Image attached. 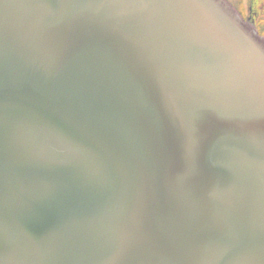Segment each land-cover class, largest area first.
Returning a JSON list of instances; mask_svg holds the SVG:
<instances>
[{
	"label": "water",
	"instance_id": "water-1",
	"mask_svg": "<svg viewBox=\"0 0 264 264\" xmlns=\"http://www.w3.org/2000/svg\"><path fill=\"white\" fill-rule=\"evenodd\" d=\"M0 264H264V41L225 0H0Z\"/></svg>",
	"mask_w": 264,
	"mask_h": 264
},
{
	"label": "flooded vegetation",
	"instance_id": "flooded-vegetation-1",
	"mask_svg": "<svg viewBox=\"0 0 264 264\" xmlns=\"http://www.w3.org/2000/svg\"><path fill=\"white\" fill-rule=\"evenodd\" d=\"M264 41V0H226Z\"/></svg>",
	"mask_w": 264,
	"mask_h": 264
},
{
	"label": "snow or ice",
	"instance_id": "snow-or-ice-1",
	"mask_svg": "<svg viewBox=\"0 0 264 264\" xmlns=\"http://www.w3.org/2000/svg\"><path fill=\"white\" fill-rule=\"evenodd\" d=\"M0 247H3V241H0Z\"/></svg>",
	"mask_w": 264,
	"mask_h": 264
}]
</instances>
